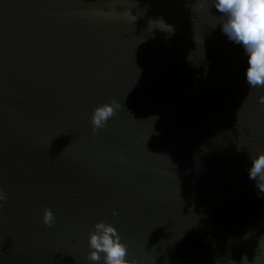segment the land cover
Listing matches in <instances>:
<instances>
[{"label": "water", "instance_id": "95a60500", "mask_svg": "<svg viewBox=\"0 0 264 264\" xmlns=\"http://www.w3.org/2000/svg\"><path fill=\"white\" fill-rule=\"evenodd\" d=\"M214 2L0 0V264H90L99 221L129 264H264V87Z\"/></svg>", "mask_w": 264, "mask_h": 264}, {"label": "clouds", "instance_id": "9594fccd", "mask_svg": "<svg viewBox=\"0 0 264 264\" xmlns=\"http://www.w3.org/2000/svg\"><path fill=\"white\" fill-rule=\"evenodd\" d=\"M214 8L223 18L220 23L222 33L238 45L246 57V84L252 88L264 87V0H215ZM258 102L264 105V96L259 97ZM118 107L114 100L96 106L91 116L93 131L103 128ZM247 173L248 178L264 192V151L250 157ZM6 199L5 192L0 190V201ZM113 215L117 213L114 211ZM42 221L48 227L54 225L55 215L50 208L44 210ZM87 242L90 264H129L128 245L112 224L105 221L95 223Z\"/></svg>", "mask_w": 264, "mask_h": 264}]
</instances>
